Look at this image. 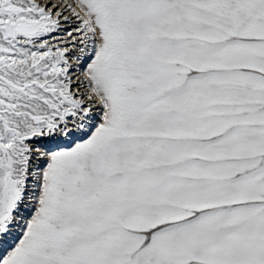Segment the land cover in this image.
Listing matches in <instances>:
<instances>
[{
  "label": "snow or ice",
  "instance_id": "6c2138e0",
  "mask_svg": "<svg viewBox=\"0 0 264 264\" xmlns=\"http://www.w3.org/2000/svg\"><path fill=\"white\" fill-rule=\"evenodd\" d=\"M0 264H264V0H0Z\"/></svg>",
  "mask_w": 264,
  "mask_h": 264
}]
</instances>
